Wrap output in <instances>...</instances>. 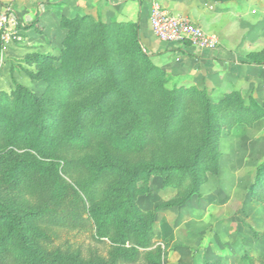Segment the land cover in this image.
<instances>
[{
    "label": "rangeland",
    "instance_id": "374dc122",
    "mask_svg": "<svg viewBox=\"0 0 264 264\" xmlns=\"http://www.w3.org/2000/svg\"><path fill=\"white\" fill-rule=\"evenodd\" d=\"M183 3L190 8L205 3L238 4L241 22L247 23L251 31L247 45L253 52L248 56L264 62V0H183ZM0 5L1 9H11L20 21L16 38L4 40L0 34L3 113L0 123L8 125L11 121L18 129L15 135L7 131L9 144L0 151L8 155L14 151L26 160L32 156L41 158L32 148V133L39 120L34 112L36 106L43 112L46 135L55 140L66 136L72 114L94 102L108 87V71L97 63L105 56L119 88L148 122L156 124L164 116L166 101L162 100L169 92L186 88L183 78L173 75L159 62L158 55L149 53L144 45L152 63L163 74H148L147 88L135 81L137 71L127 65L126 47L131 40V26L140 24L138 5L125 0H0ZM104 34L106 40L100 45ZM23 88L28 94L21 103L19 96L24 95ZM124 109L121 101L110 99L102 105L99 114L111 128L112 148L124 149L118 155L121 162L136 168L147 156L136 155V137L132 138L134 144L130 149L121 139L131 119ZM96 115L97 112L86 115L84 125H89ZM191 124H185L183 134L158 148L156 156L160 162L171 161L173 152L175 157L192 160L199 127L192 129ZM220 147L219 168L197 169L200 187L191 197H187L189 181L185 187L176 183L167 186L164 176L152 175L135 183L131 195L133 208L143 218L154 220L156 233L155 245L139 250L140 253L161 247L165 252L162 264H264V168L258 176L264 166V110L261 120L253 126L224 129ZM58 154V150L56 153L47 147L41 155L44 161L52 162ZM87 155L79 153L75 158ZM8 165L12 167V161ZM77 177L74 174L73 178ZM107 178L106 188L108 184L118 187L122 183ZM66 179L75 185L72 179ZM32 193L7 172L0 173L1 203L22 213L35 214H40L46 206H56L55 198ZM109 198L110 205L116 200L123 202L125 196L115 199L110 194ZM82 222L76 228L29 222L25 234L42 259L35 260V264H147L142 254L133 263L118 260L109 239H98L93 224ZM8 233L1 229L0 238H6ZM16 235L11 234L12 238L4 241L17 258L11 264H31L32 260L21 253ZM126 247L133 248L131 244Z\"/></svg>",
    "mask_w": 264,
    "mask_h": 264
},
{
    "label": "trees",
    "instance_id": "16d2710c",
    "mask_svg": "<svg viewBox=\"0 0 264 264\" xmlns=\"http://www.w3.org/2000/svg\"><path fill=\"white\" fill-rule=\"evenodd\" d=\"M140 31L139 23L131 26V40L126 47L127 65L132 70L136 69L134 79L137 84L147 88V75L151 72L160 74L163 72L152 63L144 49L140 40ZM105 37L106 34L99 42L100 45L104 44ZM248 58V62L264 65L260 59L251 60L249 56ZM107 60L105 56L97 62L108 71L107 89L94 102L72 114L66 136H61L57 140L50 139L46 135L43 112L40 106H36L34 112L39 120L34 125L32 148L41 158L32 156L26 160L27 158L21 157L14 151L12 155L0 151V173L7 172L18 181V184L26 187L37 197H51L57 201L55 207L46 206L40 214L22 213L0 202V230L9 231L6 238H0V264H11L17 259L13 256L11 248L4 243L12 238L11 234L16 233L21 253L32 260L31 264H35V260H42L31 247L25 234L29 229L28 223L32 221H44L53 226L71 228L79 227L82 221H86L93 224L98 239H109L113 250L117 252L118 260L133 263L139 260L142 254L147 264H162L165 252L161 247L139 252L155 245L156 233L153 231L154 220L143 218V215L136 213L133 208L131 195L135 190V183L142 177L149 178L152 175L164 176L167 186L176 183L178 187H185L186 182L189 181L187 197H191L198 193L200 187L197 169L203 166L210 169L219 168L220 140L223 130L231 129L237 124L251 125L263 115L246 107L239 94L232 93L220 103L213 104L205 91L196 87H186L169 92L162 100L166 101L164 116H160L156 124L148 122L119 88L114 70ZM21 90L24 95H20L19 100L24 103L28 93L24 88ZM110 99L121 101L125 107L124 111L131 116L121 139L130 149L129 147L134 144L132 138L136 137L138 147L136 155L147 156V160L136 168L121 162L118 155H121L124 149L112 148L111 128L103 123L99 114L102 105ZM151 100H154V95ZM92 112H97L98 115L85 126V116L92 115ZM2 115L0 110V120ZM188 122L192 123V129L199 127V137L194 144L192 160L175 157L173 152L171 161L160 162L156 156L158 148L170 143L177 135L183 134ZM13 125L11 121L8 125L0 123V131L3 135L0 138V150L9 144L7 131H12L14 135L15 130L18 131ZM47 147L53 148L56 153L57 150L59 151L56 160L44 161L45 157L41 154ZM84 152L88 154L86 157L75 158V154ZM9 161H12V167L8 165ZM263 168L264 166L259 169L258 176L261 175ZM74 174L78 176L76 179L73 178ZM82 176L84 178H80ZM66 177L72 179L75 185ZM107 177H113L122 183L118 187H111L108 184L106 188ZM110 194L115 199L125 196L124 201L116 200L109 205L107 201L110 199ZM124 206L128 207L123 208ZM127 244H131L133 248L128 249Z\"/></svg>",
    "mask_w": 264,
    "mask_h": 264
},
{
    "label": "crops",
    "instance_id": "0c3cea01",
    "mask_svg": "<svg viewBox=\"0 0 264 264\" xmlns=\"http://www.w3.org/2000/svg\"><path fill=\"white\" fill-rule=\"evenodd\" d=\"M125 1L140 9L141 40L147 51L158 55L159 62L173 75L182 77L185 87L205 91L213 104L232 93L239 94L246 107L263 114L264 66L247 61L249 53L253 52L247 45L251 31L247 23L241 22L238 4L205 3L190 8L183 0H160L168 12L187 17L205 32L218 37V48L207 50L188 43L169 45L161 41L151 28L149 0ZM260 120L251 125L237 124L231 129L250 127Z\"/></svg>",
    "mask_w": 264,
    "mask_h": 264
},
{
    "label": "built area",
    "instance_id": "2783aa9c",
    "mask_svg": "<svg viewBox=\"0 0 264 264\" xmlns=\"http://www.w3.org/2000/svg\"><path fill=\"white\" fill-rule=\"evenodd\" d=\"M150 24L155 35L169 45L188 43L207 50L217 49L220 42L187 17L168 12L160 0H149ZM20 27L19 18L11 9H0V34L4 40L16 38Z\"/></svg>",
    "mask_w": 264,
    "mask_h": 264
}]
</instances>
